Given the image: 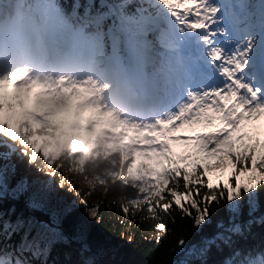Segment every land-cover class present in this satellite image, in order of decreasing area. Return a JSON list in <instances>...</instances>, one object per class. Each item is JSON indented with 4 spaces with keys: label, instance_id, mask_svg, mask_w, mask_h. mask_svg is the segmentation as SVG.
<instances>
[{
    "label": "snow or ice",
    "instance_id": "snow-or-ice-1",
    "mask_svg": "<svg viewBox=\"0 0 264 264\" xmlns=\"http://www.w3.org/2000/svg\"><path fill=\"white\" fill-rule=\"evenodd\" d=\"M161 3L206 53L192 70L198 87L167 118L129 121L105 106L92 77L0 74V264H121L107 259L117 249L103 231L112 223L98 211L105 205H89L65 171L117 194L124 219L116 223L135 224L126 205L142 224L154 221L164 232L157 243L190 221L195 231L176 240L175 264H264V142L230 143L246 120L264 116V0ZM217 117V131L187 137L215 163L174 159L169 141L181 137L170 133ZM229 165L234 183L223 179Z\"/></svg>",
    "mask_w": 264,
    "mask_h": 264
},
{
    "label": "trees",
    "instance_id": "trees-1",
    "mask_svg": "<svg viewBox=\"0 0 264 264\" xmlns=\"http://www.w3.org/2000/svg\"><path fill=\"white\" fill-rule=\"evenodd\" d=\"M2 1L5 0H0V9L4 6L5 8L11 9L10 7L15 2L18 9L24 12L23 10L27 7H36L37 3L47 2L48 0H12L10 6L8 4L3 6ZM54 4L58 9L62 10L60 14L68 21L75 23L79 21L83 24L86 20L92 19L94 29L106 32L108 38L118 34L114 28V22L117 19L123 17H137L143 14L148 15L150 13L149 10L152 9L147 0H54ZM17 6L12 8L11 11L16 9ZM156 35L157 34H154L152 30H150L147 38H152L155 43H158ZM109 48L110 46L108 45L107 49ZM261 154H264V149L258 147L257 155L259 156ZM171 155L174 159L180 161L181 164H187L189 166L193 165L195 162H200L195 159L196 156L194 155L179 156L175 152H171ZM196 171L197 174H199V168H197ZM233 172L234 169L229 168V172L223 179H228L234 183L232 178ZM60 176L67 177L79 190H87L83 199L89 205H101V203L105 205L104 207L98 208V211L111 220L112 223L104 225L103 231L111 238L112 244H114L117 249L115 255L109 256L107 259L119 261L121 264H175V262L180 259V257L176 255V240L181 235L187 236L189 233H194L195 230L191 227L190 221L185 222L183 225V232L173 229L172 234L168 235L167 239L157 243L152 238L156 237L158 234L163 235V230L159 232L154 230V228L151 227L154 221H149L147 225L142 224L139 220V211L133 213L130 205L126 206L129 208L130 215L135 218V224H130L128 222L122 224L116 223L117 220L124 219V213L120 211V201L117 199L116 193L109 194L102 187L100 189L90 188L86 186L88 183L84 177L73 175L72 172L65 171L60 173ZM60 176L57 177V181H59ZM169 183H171V181H169ZM93 190L96 192L95 195L87 194ZM109 209L111 211H109ZM215 215L217 218L223 216L224 209H218ZM180 227L181 225L178 221L177 228ZM129 237H131V240H129ZM4 250L5 238L0 235V255L4 254Z\"/></svg>",
    "mask_w": 264,
    "mask_h": 264
},
{
    "label": "rangeland",
    "instance_id": "rangeland-1",
    "mask_svg": "<svg viewBox=\"0 0 264 264\" xmlns=\"http://www.w3.org/2000/svg\"><path fill=\"white\" fill-rule=\"evenodd\" d=\"M161 11H163V8H160ZM41 13H43V10L41 11ZM159 18L162 20V25H163V21L166 19V17L160 12L158 13ZM154 20L151 19L150 17H140L138 19H120L117 23L116 26L117 28H119V30L123 33V36L125 37V44L131 48V42L134 41L135 42V48L134 50L129 49V55H125L122 52H118L117 54H114V57L112 56V58H109L108 60H106V62L104 63V73H102V77L100 76H91L94 80H96L98 82V85L103 88V92H102V102L105 104L106 107H110L113 109H116V106L114 105V101L112 102L111 99L114 100V98H116L115 96V88H116V82L110 83L111 79V75L112 73L110 72V68H113L114 70H118V68L121 67L122 63L125 61V58H130L134 60V66L136 68H139V64L143 61H145L144 55L147 54L148 52V48L145 45V43L143 42V37L145 36V29L149 28V25L153 24ZM169 25V35L167 37L168 40V45L166 46V48L164 49H160V50H154L155 52H157L159 54V61L162 59V64H163V70L158 69V70H151L150 71V77L151 80L153 82H156V86H157V90L161 91V87L166 83V80L169 77V73L170 70L173 68V64H174V60L175 58H177L178 56H180V51L179 49L183 46V43L186 41V37H180V32L182 31L181 27L176 23V21L173 19V21H170L168 23ZM24 26H26L27 28H30L28 21L25 20ZM59 27V36H60V40L61 42H63L64 44H73L76 39L72 38V37H67L62 28H61V24L58 25ZM2 29H6L9 31V39L11 41L10 47L11 48H15L18 47L21 50H30V49H38L39 51L44 52V47L41 46V44L39 43V40L37 39V37L35 36V33L33 31H24L21 30L22 28L14 26V23L11 19V21H9L8 23H5L3 25L0 26V31ZM23 31V32H22ZM47 36L44 38L45 41L49 40V35L46 34ZM78 39H80L81 41H85V43L87 44L86 48H83L84 52H87L86 50H94L93 45H92V41L89 39H86L85 37H79ZM4 41V40H3ZM2 44V43H1ZM26 45V46H25ZM192 47L193 44L190 45V47L186 50L188 52H192ZM169 55H172V57H170ZM82 58V57H81ZM102 72V69H101ZM116 74V73H115ZM47 75H51V74H47ZM53 77H58L59 75H51ZM68 76V75H66ZM71 77V76H70ZM75 79H80L77 77H72ZM108 79L109 84L106 83V80ZM107 85V87L105 88L104 86ZM13 87H10L7 85V83L5 82V91L6 92H10L12 90ZM109 88H113V91H111ZM35 90H31V94L34 93ZM106 94V95H105ZM121 101H117V107L122 105L120 104ZM156 107H158V104L156 105ZM158 109V108H157ZM155 113V112H153ZM161 118V117H160ZM129 121L132 122H137L134 121L133 117L130 115L129 118H126ZM249 121V123L251 125H254L255 122H257L258 120L256 119H252V120H246ZM223 123L222 121L217 117L216 119L213 120V122L211 124H209L207 121H201L197 124H191L189 127H196L198 129H205V131L202 132H198L197 135H204L210 132H215L218 130V128L222 127ZM195 128V129H196ZM197 129V130H198ZM243 126L241 128L240 131H242ZM182 130L177 128L174 132L170 133V135H174V136H179L181 137L183 135V132H181ZM177 142H179L177 140ZM182 143L184 141H181ZM186 142H184L183 144H185ZM191 147V143L188 142V147ZM201 147V145H200ZM204 152H206V150L201 147ZM202 152V151H201ZM155 158H153V162H155ZM216 159L213 160L211 163H215ZM227 169L225 170L226 173ZM224 173V174H225ZM217 174H214L213 177H216ZM86 186H89L88 184ZM90 187V186H89ZM90 188H98L100 189L101 187L99 185H94L91 186Z\"/></svg>",
    "mask_w": 264,
    "mask_h": 264
},
{
    "label": "bare ground",
    "instance_id": "bare-ground-1",
    "mask_svg": "<svg viewBox=\"0 0 264 264\" xmlns=\"http://www.w3.org/2000/svg\"><path fill=\"white\" fill-rule=\"evenodd\" d=\"M185 33L188 34L189 32L186 31ZM188 40H189V41H193V38L191 37V39H188ZM189 41H188V42H189Z\"/></svg>",
    "mask_w": 264,
    "mask_h": 264
}]
</instances>
